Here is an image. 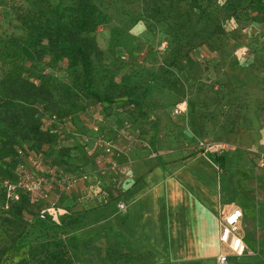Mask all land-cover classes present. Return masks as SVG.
I'll return each mask as SVG.
<instances>
[{"label":"rangeland","instance_id":"1","mask_svg":"<svg viewBox=\"0 0 264 264\" xmlns=\"http://www.w3.org/2000/svg\"><path fill=\"white\" fill-rule=\"evenodd\" d=\"M188 1L0 0V57L20 38L37 91L32 104L0 108L14 148L3 165L37 191L12 204L0 196V264H213L131 241L144 170L199 156L216 168L199 142L240 157L224 171L245 245L232 264H264V0H218L202 14ZM81 3L97 10L92 87L113 105L86 95L72 52Z\"/></svg>","mask_w":264,"mask_h":264},{"label":"crops","instance_id":"2","mask_svg":"<svg viewBox=\"0 0 264 264\" xmlns=\"http://www.w3.org/2000/svg\"><path fill=\"white\" fill-rule=\"evenodd\" d=\"M205 155V154H202ZM216 162L214 168L207 160L198 159L159 165L145 169L141 180L145 190L131 204V241L136 247L151 249L175 260H206L216 264L220 253L232 262L236 257L220 241L224 223L221 219L239 213V198L233 182L224 171L238 166L240 157L208 153ZM219 171L222 174H219Z\"/></svg>","mask_w":264,"mask_h":264},{"label":"trees","instance_id":"3","mask_svg":"<svg viewBox=\"0 0 264 264\" xmlns=\"http://www.w3.org/2000/svg\"><path fill=\"white\" fill-rule=\"evenodd\" d=\"M218 0H189L188 5L191 10L198 13H205L214 6ZM96 8L89 3H81L78 6L75 18V44L72 46L73 54L79 59L83 74V87L87 96L96 102L113 105L114 99L108 95H102L95 91L92 87V64L91 54L95 50L96 43L91 37L92 32L96 29ZM218 34H224L221 27H217L214 31ZM24 55L22 52V43L20 38L11 36L4 45L2 55L0 57V108L4 104L12 100L32 104L37 96V91L33 86L29 85L24 79ZM23 129L17 131L22 134ZM49 139L56 143L58 133L49 134ZM14 152L13 143L7 139V134L0 128V196L7 203H16L23 196L31 194L35 191L29 189L33 185L32 181L25 179V173L20 172L24 176L14 175L10 165H3L7 159L11 158ZM9 247L0 248V262ZM51 257L59 260L57 253L50 252Z\"/></svg>","mask_w":264,"mask_h":264},{"label":"built area","instance_id":"4","mask_svg":"<svg viewBox=\"0 0 264 264\" xmlns=\"http://www.w3.org/2000/svg\"><path fill=\"white\" fill-rule=\"evenodd\" d=\"M175 114H178V110L174 111ZM199 149L205 153H214L221 154L224 151H227L228 148L225 145L214 144V143H198ZM262 165V164H261ZM31 186V185H30ZM29 189H32L29 187ZM117 207L120 210H124V205L119 202ZM238 215L232 214L224 219V224L220 232V241L227 245L230 249L231 254L235 257H241L245 252V245L242 242L241 238L236 234V220ZM216 264H232L226 254L220 253L216 258Z\"/></svg>","mask_w":264,"mask_h":264},{"label":"snow or ice","instance_id":"5","mask_svg":"<svg viewBox=\"0 0 264 264\" xmlns=\"http://www.w3.org/2000/svg\"><path fill=\"white\" fill-rule=\"evenodd\" d=\"M238 215V214H237Z\"/></svg>","mask_w":264,"mask_h":264}]
</instances>
